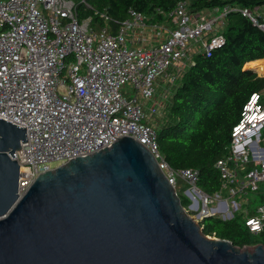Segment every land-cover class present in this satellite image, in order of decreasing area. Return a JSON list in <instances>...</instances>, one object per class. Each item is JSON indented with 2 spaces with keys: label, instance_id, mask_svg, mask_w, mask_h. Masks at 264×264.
<instances>
[{
  "label": "built area",
  "instance_id": "built-area-1",
  "mask_svg": "<svg viewBox=\"0 0 264 264\" xmlns=\"http://www.w3.org/2000/svg\"><path fill=\"white\" fill-rule=\"evenodd\" d=\"M77 4L0 0V120L27 133L14 159L20 166V198L40 173L57 170L53 163L64 166L69 159L111 148L114 137H130L151 152L178 196L180 184L186 185V213L200 226L211 217L234 219L242 208L237 198L264 185V93L253 95L244 107L228 155L217 163L229 198L223 192L215 197L204 193L199 172L171 168L146 103L158 113L162 104L156 83L164 79L169 94L194 56L210 58L225 46L227 19L238 10L191 14L181 3L167 25L151 24L131 11L114 35L108 25L96 31L93 19L80 20ZM81 4L90 8L88 0ZM241 13L264 32V16ZM246 226L254 235L264 231V206Z\"/></svg>",
  "mask_w": 264,
  "mask_h": 264
},
{
  "label": "water",
  "instance_id": "water-1",
  "mask_svg": "<svg viewBox=\"0 0 264 264\" xmlns=\"http://www.w3.org/2000/svg\"><path fill=\"white\" fill-rule=\"evenodd\" d=\"M42 172L19 196L26 129L0 120V264H264L205 236L151 152L130 137Z\"/></svg>",
  "mask_w": 264,
  "mask_h": 264
},
{
  "label": "trees",
  "instance_id": "trees-1",
  "mask_svg": "<svg viewBox=\"0 0 264 264\" xmlns=\"http://www.w3.org/2000/svg\"><path fill=\"white\" fill-rule=\"evenodd\" d=\"M77 2L80 20L93 19L96 31L108 25L114 35L129 20L131 11L146 16L151 24L167 25L181 3L188 4L191 14L226 7L238 10L227 19L225 46L210 58L194 56L193 65L169 94L157 96L162 104L156 121L160 124L158 143L164 158L176 171L199 172V187L210 197L221 194L224 182L217 163L228 155L244 107L253 95L264 93V78L246 70L249 64L264 60V32L241 13L259 12L264 0H88L90 8ZM249 195L234 219H205L203 234L229 241L241 250L264 246V231L254 235L246 226V220L264 206V185L251 198ZM179 197L183 208H188L189 200Z\"/></svg>",
  "mask_w": 264,
  "mask_h": 264
},
{
  "label": "rangeland",
  "instance_id": "rangeland-1",
  "mask_svg": "<svg viewBox=\"0 0 264 264\" xmlns=\"http://www.w3.org/2000/svg\"><path fill=\"white\" fill-rule=\"evenodd\" d=\"M129 47H131V44H129ZM248 69L251 70V71H253V73H255L256 75H258L259 77L264 78V73L260 72L257 68L256 69H253V68L250 69V68H248ZM156 87H157L158 96H162L163 95L162 93H165L167 91V88H168L167 83L164 81V79L159 80L156 83ZM127 91H131V86L130 85L128 86L126 92ZM153 107L154 106L151 104V102H147L146 103V108H148L147 116H149V119L151 121V126L156 131H159L160 124L157 123L156 121L158 120V118L160 116H157L158 115L157 112L156 113L153 112ZM51 166H52L53 169H58V168H60V167L63 166V163L62 162L53 163ZM183 187H185V189ZM185 190H186V185L183 184V183H181V186H180L179 191H178L179 192V195H182L183 197H185ZM222 195H223L224 198H229L228 191H224L222 193ZM252 195L253 194H250L249 197L251 198ZM247 197L248 196H246V197L245 196L238 197L237 198V201L239 202V204H241V205L243 204L245 206V204H244L245 202L243 201V199L246 200ZM247 250H249L250 252H253L254 251V248H247Z\"/></svg>",
  "mask_w": 264,
  "mask_h": 264
},
{
  "label": "bare ground",
  "instance_id": "bare-ground-1",
  "mask_svg": "<svg viewBox=\"0 0 264 264\" xmlns=\"http://www.w3.org/2000/svg\"><path fill=\"white\" fill-rule=\"evenodd\" d=\"M247 68H253V69H258L260 72L264 73V60L261 62H254L253 64L249 65Z\"/></svg>",
  "mask_w": 264,
  "mask_h": 264
},
{
  "label": "crops",
  "instance_id": "crops-1",
  "mask_svg": "<svg viewBox=\"0 0 264 264\" xmlns=\"http://www.w3.org/2000/svg\"><path fill=\"white\" fill-rule=\"evenodd\" d=\"M259 13L262 15V16H264V9H261L260 11H259ZM258 62H261V61H258ZM257 63V62H256ZM251 64H253V63H251ZM251 64H249V65H251ZM248 65V66H249ZM248 66H246V70H249L247 67Z\"/></svg>",
  "mask_w": 264,
  "mask_h": 264
}]
</instances>
